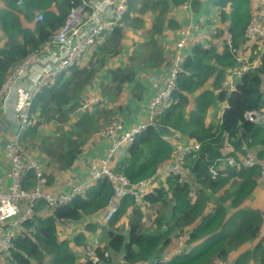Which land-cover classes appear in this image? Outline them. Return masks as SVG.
I'll list each match as a JSON object with an SVG mask.
<instances>
[{"label":"trees","instance_id":"1","mask_svg":"<svg viewBox=\"0 0 264 264\" xmlns=\"http://www.w3.org/2000/svg\"><path fill=\"white\" fill-rule=\"evenodd\" d=\"M77 2L0 0V89L17 63L62 26L70 8ZM187 3L195 17V21L187 26L194 25L201 33L203 26L212 24L213 8L217 6L218 23L213 36H224V39L219 46L213 43L210 35L208 43L197 37L191 53L181 66L175 68L177 79L172 90V103L155 117V123L177 129L180 136L163 138L155 123L147 122V119L144 121L146 126L125 146L117 162L116 155L113 168L138 182L153 177L161 163L172 160L177 142L195 141L200 143V148L186 156L187 177L170 175L158 180L144 196V208L141 209L132 195H126L112 219L102 226V244L95 248L99 259L94 261L87 257L84 264H212L214 260L228 258L233 250L252 243L255 244L252 251L264 263V236L261 234L264 209L241 206L258 186L260 165L228 166L225 174L216 179L211 175L215 158L222 155L227 146L230 150L225 155H245L249 148H255L257 159L264 158V123L253 122L245 115L253 109L264 112V53L260 55V63L251 65L240 75L235 74L233 87L224 85L229 72L234 73L244 63L248 64L246 60H239L232 48L239 52L243 48L247 42L246 26L264 10V0H127L120 24L104 33L95 44L97 56L91 54L87 59L85 52L79 61L55 76L35 95L31 116L34 112L36 118L26 129L27 136L32 137L47 118L59 121L60 128L55 136L49 140H44L46 135L43 137V151L58 169L69 168L83 151L89 136L99 127L97 133L105 129L111 120L104 127L95 124L96 111L106 101L97 100L92 107L83 103L87 102L86 89L99 68L112 57L122 54L127 60L105 72L102 92L109 97L129 91L134 97L141 98L145 84L136 79V71L161 64L164 53L158 35L166 27L177 29L180 26L181 21L171 15V10H178ZM39 12L43 13L41 19L37 18ZM131 12L137 15L132 17ZM142 14H146L145 21ZM131 18L132 21L138 20L129 26L134 29L146 28L147 21L151 24L149 29L146 28L147 32L140 30L138 33L141 35L138 44L144 46V53L138 50L121 53L125 46L122 40L125 24ZM246 48H251L250 54L254 57L250 62H253L258 54L257 46L246 44ZM218 101H227L226 107L215 121H207L210 105ZM93 108H96L95 115ZM46 113H49L48 117ZM73 113L76 119L71 125L65 120ZM108 117L109 114L102 115L103 122ZM31 140L24 141L26 146L23 145L29 147ZM29 174L35 177L33 172ZM46 176L51 183L54 175ZM111 191L109 180L102 178L58 205L53 214L36 213L24 221L14 233L9 257L11 264H34V261L37 264H82L69 240L59 238L58 221H80L84 215L97 216L104 209ZM41 205L44 203L41 202L36 210ZM154 208L155 212L149 214V224L145 225L143 216L148 209L152 211ZM129 212L128 220L132 215L137 217L128 221L124 230L121 220ZM97 229L93 222L85 227L86 231ZM175 238L179 239V248L183 244L184 249L163 261L160 254L167 246H173ZM74 244L84 248L88 244L86 233H76ZM105 251L109 255H105ZM248 256L249 250L241 259Z\"/></svg>","mask_w":264,"mask_h":264},{"label":"built area","instance_id":"2","mask_svg":"<svg viewBox=\"0 0 264 264\" xmlns=\"http://www.w3.org/2000/svg\"><path fill=\"white\" fill-rule=\"evenodd\" d=\"M82 4L74 7L68 13L65 23L49 39L42 43L33 52L20 60L2 83L0 89V138L6 141V156L10 162L8 180L0 173V254L12 255L14 232L7 224L21 226L35 214V207L45 203L43 210L52 211L59 204L71 200L82 193L87 184L107 178L111 183L112 191L105 205L100 211L102 221L109 220L117 212L121 199L125 195H133L138 205H143L142 199L151 186L156 184L155 179L168 175H179L186 178L188 166L186 156L198 150L200 143L190 142L179 146L170 162L161 163L153 177L131 182L125 175L113 170V161L121 146L132 142L135 136L145 127L144 124L123 129V124L112 119L100 131V135L110 140L111 146L105 156L94 158L88 166V178L64 191L52 192L44 189L45 168L42 163L21 144L22 132L33 123L30 105L34 95L56 75L62 73L80 59L95 43L97 36L104 31H112L115 25L120 24L125 9V0H82ZM189 5L187 4L188 7ZM43 17L39 12L38 19ZM264 10L255 15L245 29L248 43L256 39L264 40ZM194 25L182 27L176 46L183 48L186 42L194 40L192 37ZM231 41V39H229ZM236 52V48H232ZM238 59H244L238 51ZM247 67V66H246ZM177 70L172 72L165 91L158 94L151 103L149 120L154 124L155 116L168 105V98L175 86ZM246 118L260 124L264 123L262 110H249ZM5 128V129H4ZM225 163L230 165L252 166L256 163L254 156L249 152L240 161L224 153L217 157L212 168V178L221 174L218 169ZM220 164V166H219ZM33 172L36 177L28 173ZM261 181L264 182V164L262 165ZM153 185V186H154ZM98 242L88 243L85 246L86 257L94 261L99 259L94 246ZM183 245V244H181ZM164 261L165 259L162 258ZM155 261V260H154ZM215 264H233L229 258L216 261Z\"/></svg>","mask_w":264,"mask_h":264},{"label":"crops","instance_id":"3","mask_svg":"<svg viewBox=\"0 0 264 264\" xmlns=\"http://www.w3.org/2000/svg\"><path fill=\"white\" fill-rule=\"evenodd\" d=\"M127 2V1H126ZM188 4V3H187ZM185 5V4H184ZM182 5L177 10L175 18L179 21H181L180 26L177 29L166 27L161 34L158 35V39L161 43V48L164 53L163 60L159 66H152L150 68L141 69L136 71V79H141V81L145 84L144 92L141 98L134 97L131 93L125 92L122 95H112L107 96L105 93L102 92V86L101 82L102 79L105 76V72L109 68H115L117 67L121 62L127 60V58L123 59L122 54H118L112 59V62H107L104 64L101 68H99V71L97 75L95 76L94 80H92L89 87L86 89V93H88V98H97L98 101H106L105 105L100 110L96 111L95 124H99V126L104 127L108 124L109 120L115 118L122 122L123 129L132 128L136 125H140L144 123L148 119L149 109L152 98L154 97L157 92L162 89L167 83L169 82V79L172 75V72L178 65H182L185 57L191 53V46L196 42V38L199 37L200 41L206 42L209 41V35L205 34V31L212 30L214 32L215 26L218 23V18L216 16L217 14V6L213 8L214 18L212 20V24L210 26H203L202 33L197 31L196 29L193 30V38L194 40L186 42L183 48L179 49L178 46H176V42L179 39V35L181 32H179V29H181L184 26H187L191 22H194L195 17L190 9V4H188V7H185ZM172 8V7H171ZM147 18V17H146ZM149 22H146V28L149 29ZM131 30H135L133 27H130ZM141 39V37H140ZM139 39V40H140ZM215 39V37H212V40ZM135 41L136 48L138 47V40L133 39ZM124 42V41H123ZM212 42V41H211ZM255 44L254 42L251 43H244V46L242 49H240V53L244 55V60L248 62L250 65H256L259 63L260 55L262 54L257 46V53L259 55V59L257 61L250 62L247 59L250 57V55L247 57V52L250 48H246V44ZM123 51L124 53L129 52L134 49L132 45L129 43H124ZM88 49V51L85 53L86 58L88 59L89 56L92 54L87 55L91 49ZM145 49V48H144ZM247 57V58H246ZM100 58V57H99ZM68 69V68H67ZM231 72L227 74V77L229 76ZM226 77V78H227ZM236 78V77H235ZM133 85L130 86V89ZM114 99L113 104L110 105V101ZM95 103V102H93ZM88 103L85 102L86 107H91L87 105ZM91 104V103H90ZM89 104V105H90ZM67 108V105H64ZM38 110V109H37ZM79 111V110H78ZM2 108L0 107V114L2 115ZM81 112V111H80ZM109 114V117L106 122H103L102 115ZM70 116H73L72 121H68L72 125L74 120L76 119L75 114H71ZM69 116V118H70ZM32 118H36L35 113L32 112ZM68 118V119H69ZM209 117L207 116V121ZM110 120V121H111ZM215 121V120H212ZM59 124V121L54 123L55 128H59L57 125ZM5 129V128H4ZM100 129V127H99ZM98 129V130H99ZM97 130V131H98ZM94 132L89 136L87 139V142L83 148V151L77 156L74 163L66 169H58L54 163H51L52 161L49 160L43 151H38L39 155L36 156L33 152H31L43 165L44 168H46L44 177L46 178V184L45 188L52 192L61 191V190H68L70 187H72L75 183L80 181H86L88 178V166L92 159L94 158H100L105 156L107 153V150L110 147V140H108L106 137L101 136L100 132L97 133ZM57 132H49L48 136L52 137L55 136ZM45 133L42 131L38 133V136L40 139H43L45 137ZM24 137V141H25ZM176 143V142H174ZM179 142L175 144L178 145ZM125 149V146L121 147L119 150L116 162L119 159V157L122 156L123 151ZM230 150V149H229ZM249 151H251L254 155H256L255 148H249ZM259 165L261 167L262 162H264V158L259 159ZM9 170H10V162L6 156V141L3 138H0V173L5 175V177L10 180L11 177L9 176ZM54 175L53 181L50 183L47 179L46 175ZM36 177V176H35ZM90 184H87V187H89ZM153 187V186H151ZM151 189V188H150ZM149 189V190H150ZM263 200L262 204H259V201ZM43 204V203H42ZM45 205V204H44ZM42 206V205H41ZM141 207L144 206L140 205ZM245 208H259L264 209V182H262L259 179V183L255 191L250 195L249 197L245 198L244 202L241 205ZM45 206H42L41 208H38V213L42 215H48L49 212L46 210H43ZM100 213L97 216H88L84 215L80 221H63L59 220V238H65L69 240V243L71 244L72 248L74 249L78 260L84 264L85 259L87 257L85 254V247L81 248L78 247L76 244H74V235L78 232H84L87 235V243H93L98 242V245H101L102 242L100 241V234L102 232V226L106 224L107 222H103L99 218ZM89 222H93L98 226V229L96 231H86L85 227ZM13 229V232L17 233V230L20 229L19 225H16L14 222L12 224H7ZM264 226V221L262 228ZM261 228V234L264 236V231ZM173 246H167L162 253L165 254H171V252L175 251L179 247V239H174L172 242ZM171 244V245H172ZM254 243L252 244H246L244 246H241L231 252L229 254V257L233 259L236 263L239 262V264H264L260 261V259L257 257V255L254 254L252 251L254 247ZM178 246V247H177ZM249 250V256L246 258L241 259V256L243 253L247 252ZM9 257H5L4 255L0 254V264H11ZM37 261H34V264H37Z\"/></svg>","mask_w":264,"mask_h":264},{"label":"rangeland","instance_id":"4","mask_svg":"<svg viewBox=\"0 0 264 264\" xmlns=\"http://www.w3.org/2000/svg\"><path fill=\"white\" fill-rule=\"evenodd\" d=\"M127 1V0H126ZM127 3V2H126ZM139 13H141V11H139L138 12V14ZM176 13H177V10H175V9H172L171 10V15H174V16H176ZM131 14H132V17H134L135 15H137V14H135V13H133V12H131ZM142 16H143V18H144V21L146 20V14H142ZM147 22H149V21H147ZM136 24V23H138V20H134V21H132V18L125 24V30H124V34H125V36H124V38L122 39L124 42L123 43H129L130 45H132L133 47H134V49H133V51H132V53L133 52H135L136 50H138V52H145V49H144V46L143 45H138V47L136 48V45H135V41L133 40V39H137V40H139L140 39V37H141V35L140 34H138L139 33V31L141 30V31H145V32H147V29L144 27V29H143V26H141L140 28H136L135 30H133V31H130L131 30V28L129 27L130 25H132V24ZM150 25V24H149ZM179 31H180V29H179ZM194 32H192V34H193ZM205 34L206 35H210L211 37H213V32H212V30L210 29V30H206L205 31ZM193 36V35H192ZM224 39V36H220L219 38H217V37H215V39H213L212 41H213V43L214 44H220L221 45V42H222V40ZM219 45V46H220ZM124 51H122L121 53H123ZM250 52L252 53V51H251V48L248 50V52H247V57L250 55ZM92 53V55H93V57H96L97 56V52L96 51H94V47L91 49V51L87 54V55H89V54H91ZM124 55H126V54H124ZM246 57V58H247ZM254 57V54H252L247 60L248 61H250V58L252 59ZM114 57H112L109 61H111L112 62V59H113ZM259 59V55L258 54H256L255 55V59H254V61H257ZM129 63H131V61L129 62ZM260 63V62H259ZM255 67V66H254ZM210 81H208L207 83H209ZM206 83V84H207ZM92 85V84H91ZM207 86L210 88V84H207ZM98 99L97 98H88L87 99V105L88 106H91L92 107V104H93V102H96ZM113 101H114V99H112L111 101H110V105H112L113 104ZM86 101H83V103H85ZM82 103V101H80V103H79V105ZM91 103V104H90ZM90 104V105H89ZM226 105H227V101H218V102H216V103H214V104H212V105H210V107H209V109H208V112H207V116L209 117L208 119L209 120H216V117H218L219 115H220V112H222L223 110H224V108L226 107ZM101 107L102 106H100L99 108H98V110H100L101 109ZM84 108V105H82L79 109H83ZM95 110H96V108H93V114L95 115ZM38 111V110H37ZM48 115H49V113H46V116L48 117ZM73 118H75V117H73V116H70V118L68 119V120H65L66 122H68V121H72L73 120ZM54 123H55V121H52V119H48L47 118V120L45 121V122H43L42 123V126L41 127H38V130L33 134V136L32 137H29V136H27V132H26V130H24L23 132H22V135H21V142L24 144V137H26V139H25V141H28V139H32L31 140V143H29V144H31L29 147H27L31 152H33L36 156H38L39 155V153H38V151L40 150V148H41V150L43 151V146H45V144L43 143V139H40L39 138V136H38V133L39 132H43V133H45L46 134V137H45V139L44 140H49L50 139V136H48V135H50V134H48L49 132H57V128H55V127H53L54 126ZM60 128V127H59ZM25 145V144H24ZM49 144H46V146H48ZM26 146V145H25ZM49 147V146H48ZM227 149H229V147L227 146ZM43 153L45 154V156L48 158V159H50L47 155H46V153L43 151ZM46 169V168H45ZM262 202H263V200H260L259 201V204H262ZM141 207V206H140ZM142 208H144V206L143 207H141V209ZM152 212H155V208L154 209H152V211H150V209H148L147 210V214L146 215H144L143 216V221H144V223H145V225H147V224H149V221H148V219L151 217L149 214L150 213H152ZM129 215H130V212L127 214V215H125L124 216V218L121 220V226H122V229H124V230H126V227H127V225H128V221L130 222V220L132 219V218H135V217H137L136 215H132L130 218H129V220H128V217H129ZM104 221H102V223H103ZM262 230L264 231V226H263V228H262ZM168 249V248H167Z\"/></svg>","mask_w":264,"mask_h":264},{"label":"bare ground","instance_id":"5","mask_svg":"<svg viewBox=\"0 0 264 264\" xmlns=\"http://www.w3.org/2000/svg\"><path fill=\"white\" fill-rule=\"evenodd\" d=\"M126 1V0H125ZM82 0H78V2L76 3V4H74L71 8H70V11H71V9L72 8H74V7H77V6H79V5H81L82 4ZM69 11V12H70ZM68 16V15H67ZM66 19H67V17H66ZM66 19H65V21H66ZM65 21H64V23H65ZM63 23V24H64ZM264 23V22H263ZM62 24V25H63ZM61 28V27H60ZM59 28V29H60ZM58 29V30H59ZM57 30V31H58ZM107 31H104V32H102L99 36H97V39H96V41H95V43L91 46V47H94L95 46V44L97 43V41L104 35V33H106ZM246 38V37H245ZM246 41L248 42V39L246 38ZM255 44H257V46H258V48H259V50H260V52L261 53H264V40L263 39H261V38H259V39H256L255 41H253ZM237 51H238V49H236ZM233 51V50H232ZM234 52L233 51V53H235V54H237V57H238V52ZM80 59H78L77 61H79ZM77 61H75V62H77ZM241 61H244V59H242ZM73 64H75V63H73ZM247 66V67H246ZM251 65H249V64H247V63H244V65H243V67L242 68H240V69H237V70H234V73L233 72H231L230 74H229V76L226 78V80L224 81V85L227 87V86H229V87H233L234 86V80H235V77L237 76V75H240L243 71H245V70H247L249 67H250ZM235 74H236V76H235ZM9 76V75H8ZM57 76V75H56ZM8 78V77H7ZM54 78V77H53ZM52 78V79H53ZM51 79V80H52ZM176 79H177V77H176ZM7 80V79H6ZM50 80V81H51ZM175 85H176V82H175ZM167 87H168V83H167V85H165L162 89H160L158 92H157V94H155L154 95V97L152 98V100L158 95V94H160L161 92H163V91H165L166 89H167ZM41 90V89H40ZM39 90V91H40ZM173 90V89H172ZM38 91V92H39ZM37 92V93H38ZM36 93V94H37ZM35 94V95H36ZM172 91H171V94H170V96H169V98H168V105H166L164 108H163V111L161 112V113H159V114H162L164 111H165V109L167 108V107H169L170 105H171V103H172V100H171V98H172ZM35 95H34V97H35ZM34 97H33V99H34ZM33 99H32V103H33ZM152 100H151V102H150V109H149V114H148V120H147V122L149 121V122H151L150 120H149V116H150V111H151V103H152ZM32 103H31V105H30V109L32 108ZM158 115V114H157ZM156 115V116H157ZM155 116V117H156ZM32 117V116H31ZM33 119V122H34V118H32ZM147 122H144V123H142V124H144L145 126H146V123ZM33 124V123H32ZM31 124V125H32ZM142 124H140V125H142ZM28 128V127H27ZM26 128V129H27ZM25 129V130H26ZM172 139V138H171ZM21 141V140H20ZM190 142H195V141H190ZM190 142H182V143H180V144H178V145H176V149L179 147V146H181V145H183L184 143H190ZM131 143V142H130ZM130 143H128V144H130ZM21 144H22V146L25 148V149H27L24 145H23V143L21 142ZM128 144H124L123 146H127ZM110 146H111V144H110ZM123 146H121V147H123ZM121 147L119 148V150L121 149ZM110 148V147H109ZM244 148V147H243ZM29 150V149H28ZM119 150H118V152H119ZM30 151V150H29ZM108 151V150H107ZM229 151V149H227V148H225V151H224V153H226V152H228ZM118 152H117V154H118ZM250 153L252 156H254V158H255V161H256V163L255 164H259L260 162H259V160L257 159V157H256V155H254L251 151H249V150H247V152H246V154L247 153ZM175 154V153H174ZM223 154V153H222ZM221 156V155H220ZM228 156H232V157H235L238 161H240V159L244 156L243 154L241 155V154H238V156L237 155H228ZM217 157H219V156H217ZM216 157V158H217ZM216 158H215V160H216ZM114 162V161H113ZM170 162V161H169ZM215 162V161H214ZM254 164V165H255ZM264 164V162H262V165ZM262 165H261V169H260V173H261V175H262ZM219 166H220V164H219ZM228 166H244V165H230V164H228V163H225L223 166H221L220 168H218L220 171H221V174H225V169L228 167ZM253 166V165H252ZM245 167H247V166H245ZM113 170H114V168H113ZM10 171V170H9ZM222 171H224V173L222 172ZM116 172V171H115ZM220 174V175H221ZM124 175V174H123ZM261 175H260V178H261ZM126 176V175H125ZM168 176H170V175H168ZM168 176H166V177H168ZM219 176V175H218ZM217 176V177H218ZM11 177V176H10ZM127 177V176H126ZM216 177V178H217ZM45 178V177H44ZM128 178V177H127ZM150 178V177H149ZM164 178V177H163ZM163 178H158V179H155V182L157 183V181L158 180H162ZM216 178H213V179H216ZM129 179V178H128ZM130 180V179H129ZM261 180V179H260ZM131 181V180H130ZM81 182V181H80ZM80 182H77V183H80ZM98 182V181H97ZM131 182H133V181H131ZM263 182V181H262ZM77 183H75L74 185H76ZM96 182H93V183H90V185H92V184H95ZM135 183V182H134ZM45 184H46V178H45V182H44V185L43 186H45ZM73 185V186H74ZM153 185H154V183H153ZM152 185V186H153ZM72 186V187H73ZM87 186V185H86ZM72 187H70V188H72ZM44 189H46V190H48L47 188H45L44 187ZM50 191V190H49ZM62 191V190H61ZM64 191H66V190H64ZM129 195V194H128ZM110 196V195H109ZM126 196V195H125ZM124 196V197H125ZM133 196V195H132ZM123 197V198H124ZM134 197V196H133ZM109 198V197H108ZM122 198V199H123ZM122 199H121V202H122ZM134 200H135V198H134ZM143 200V199H142ZM42 203H44V202H42ZM41 203H39L38 205H40ZM45 204V203H44ZM121 204V203H120ZM37 205V206H38ZM59 205H61V204H59ZM37 206L35 207V214L36 213H38V209L36 210V208H37ZM44 206H46V205H44ZM120 206V205H119ZM56 208L57 207H55L52 211H50V210H46V211H48L49 212V214H53L54 213V211L56 210ZM105 208V207H104ZM115 215V214H114ZM113 215V216H114ZM112 219V218H111ZM111 219H109V220H106L105 222H108V221H110ZM96 246L97 245H95L94 246V249L96 248ZM184 249V245H182L180 248L178 247L175 251H173V252H171V254H177V253H181L182 252V250ZM95 252H96V250H95ZM104 254L105 255H109V252L108 251H105L104 252ZM2 255V254H1ZM161 256H162V258H164L165 259V261H167L171 256H173V255H170V254H165V253H161L160 254ZM5 256V255H4ZM5 257H10V256H5ZM231 261H233V264H236V262L233 260V259H231L230 257H228ZM155 260V258L153 259V261ZM123 261V260H122ZM156 261V260H155ZM216 261H218V260H214L213 261V263L212 264H215L216 263Z\"/></svg>","mask_w":264,"mask_h":264},{"label":"water","instance_id":"6","mask_svg":"<svg viewBox=\"0 0 264 264\" xmlns=\"http://www.w3.org/2000/svg\"><path fill=\"white\" fill-rule=\"evenodd\" d=\"M154 125L160 136H162L163 138L171 139L174 137H179L181 134L180 131L169 125H165L158 122H156ZM55 214L57 215V212H55Z\"/></svg>","mask_w":264,"mask_h":264},{"label":"clouds","instance_id":"7","mask_svg":"<svg viewBox=\"0 0 264 264\" xmlns=\"http://www.w3.org/2000/svg\"><path fill=\"white\" fill-rule=\"evenodd\" d=\"M144 264H146V263H144ZM148 264H151V263H148Z\"/></svg>","mask_w":264,"mask_h":264}]
</instances>
